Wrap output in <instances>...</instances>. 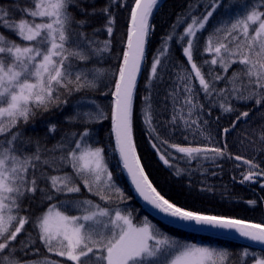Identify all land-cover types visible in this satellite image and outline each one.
I'll return each mask as SVG.
<instances>
[{
  "label": "snow or ice",
  "instance_id": "snow-or-ice-1",
  "mask_svg": "<svg viewBox=\"0 0 264 264\" xmlns=\"http://www.w3.org/2000/svg\"><path fill=\"white\" fill-rule=\"evenodd\" d=\"M95 3L0 4V264H229L235 255L230 249L181 240L147 216L137 222L135 210L127 207L131 197L117 183V172L126 174L135 193L168 223L196 232L235 234L261 247L260 253L250 251L252 244L244 247L240 264L249 260L264 264V222L209 214L207 208H195V197L192 204L168 197L149 178L133 138L138 83L147 70L140 118L166 168L175 176L191 178L198 171L209 173L206 162L222 172L220 161H234L235 169L247 167L239 183L264 188V167L257 158L233 154L227 142L239 124L251 127V111L264 108V0H193L162 37L147 69L146 45L154 31L151 18L162 0H105L99 8ZM121 11L129 12L127 41L119 45L122 56L117 52L114 63L99 67L113 60ZM17 13L22 18L17 20ZM97 17L101 26L92 27ZM105 32L107 38L98 39ZM170 41L179 47L180 60L174 57ZM205 54L210 59H202ZM233 65L240 68L228 75ZM166 78L171 87L165 107L157 113L153 98ZM101 86L111 95L109 138H114V147L97 139L92 126L109 117L95 98L87 96L72 104L73 113L65 117L67 124L82 131H65L51 147L38 135L25 134L24 127L38 113L66 108L70 97ZM253 101L254 109L239 112L230 126L218 131L220 117L213 121V110L218 107L222 114L232 115L238 111L236 103ZM169 103L171 119H157L169 110ZM260 119L264 121V113ZM57 130L56 124H49L45 139ZM177 134L181 142L170 143L168 138ZM245 139L237 134L232 146L243 148ZM258 139L264 145V123ZM253 151L264 149L253 147ZM180 162H195L196 168H179ZM200 183L197 195L214 190L206 181ZM185 187L186 197H191V179ZM85 191L92 198H81ZM45 203L47 209L34 215L32 206L42 209ZM259 203L264 197L246 201L251 208ZM38 245L61 259L28 260L29 255H40Z\"/></svg>",
  "mask_w": 264,
  "mask_h": 264
},
{
  "label": "trees",
  "instance_id": "trees-1",
  "mask_svg": "<svg viewBox=\"0 0 264 264\" xmlns=\"http://www.w3.org/2000/svg\"><path fill=\"white\" fill-rule=\"evenodd\" d=\"M15 0H0V4H13ZM190 2L193 0H162L161 7L158 10H154V16L151 18V22L154 25V31L147 41V62L146 69L150 68V63L153 57V54L156 52L157 48L160 46L161 39L164 37L170 30V26L176 21L177 15L183 13ZM206 2V0H203ZM105 3V0H96L95 7H102ZM19 4L21 7L26 6V0H19ZM84 7L91 8L92 5L85 4ZM202 10V9H201ZM130 12V10H129ZM129 12L121 11L117 20V30H116V38L115 43L117 47L113 51V60L107 63L100 64L99 67L107 68L109 64L114 63L115 56L117 52H120L122 56V49L119 47L121 42L126 43L127 41V24L126 20L129 18ZM77 19H80L81 16L78 12H76ZM22 18L19 13L16 14V19ZM95 23L92 27L101 26V21L97 17L95 18ZM216 23V19L214 18L209 25V31L211 30V26ZM2 30V29H0ZM89 33L92 31V28L86 29ZM180 32L183 31V28L179 29ZM208 31L203 33L201 38V51H203V40L204 37H207ZM107 38L106 32L98 36V39L104 40ZM170 46L173 49L174 57L177 60H180L181 52L177 45L173 42H169ZM202 59H210V56L207 54L204 55ZM198 63L200 60L198 59ZM187 66V65H185ZM240 68L239 65H233L230 69L228 75H231L233 71H238ZM147 78V70H145L144 74L140 77L138 83V91L137 98L135 101L136 105V116L134 119V142L137 146V154L142 158V164L145 166L146 172L149 174V178L154 182L155 186L158 187V190H161L162 193H165L168 197H171L173 200L179 199L181 203L187 199L189 204L193 203V197H195V208H207L209 214L216 215H226L230 218L234 219H247L251 223H262L264 222V203H259L255 208H251L246 204V201L256 199L259 200L260 197H264V188L260 186L258 183H248L241 184L239 180L242 179L241 173H246L247 167L241 165L239 169L234 168V161H220L222 164L223 171L219 168H215L210 162H206L204 167L209 169L208 174H202L201 172H196L191 178L187 174H182L181 176L173 175L172 170L166 168L163 162L159 159L156 151L151 147L149 143V137L145 134V128L140 118V108L142 98L145 96V84ZM107 79V78H105ZM219 87H224L223 84H220ZM170 88V80L166 78V82L160 86L159 95L154 96L153 98V107L155 112H160L164 107V98L167 94V90ZM101 93H109L107 95H101ZM87 96L90 98H95L96 102L102 105L105 108L106 113L108 114V119L104 120L102 123L93 125L92 127L98 131L97 139L103 141L104 146H107L111 143L112 147L115 146L114 138H109V133L111 132V95L109 92V88L101 86L96 91H87L81 92L69 98V105L63 109H53L49 112L43 114H37L35 118L24 127V132L27 136H39L41 141L47 145V147H51L56 143L57 140L60 139L61 135L65 131H82V128H77L70 126L65 122V117L70 116L73 113L72 104H74L77 100H80L81 97ZM238 111L235 114L228 115L222 114L217 107L212 111L211 118L213 121L219 116V129L218 131L222 132L224 127L230 126V122L236 118V115H239V112L247 111L254 109V101L250 103H236L234 105ZM168 111L164 112L163 116H157V119L160 120H170L171 119V104H168ZM264 113V108H259L251 111L249 117V124L251 127H247L245 124L241 123L238 125L236 131L232 132L227 137V142L229 144V151L233 154L243 155L246 158H253L254 156L257 158L256 162L261 164V167H264V151H260L259 153L253 151V147L258 149H264V145H261L258 139L259 134V126L264 123L260 119L261 114ZM207 118V116H205ZM56 124L58 127L57 132L54 134L47 135V126L49 124ZM213 128V136H216L217 126L215 124L212 125ZM240 134L241 138L247 136L245 139L244 147H233L232 142L234 138ZM167 138V137H166ZM170 143H179L182 140L179 134L176 137L168 138ZM216 140H219V137L216 136ZM216 141H214L215 143ZM166 147V146H162ZM246 149V150H245ZM111 151V149H109ZM174 151V150H173ZM117 163V159H111V166L115 169ZM175 163V162H174ZM179 168H196V163L193 162L191 165H187L183 162L178 164ZM218 172L219 175H211V172ZM236 177V181L232 180V177ZM189 179H191L193 185V194L191 197H186V193L188 189L185 187L189 183ZM117 183L123 188L126 195L131 197L127 201V207L129 209L135 210V219L137 222L142 220L145 216L153 223L156 224L157 227H160L163 231L168 232L170 235L177 236L181 240H185L191 243H198L201 245H211L216 247H223L232 250L235 255L232 260L229 261V264H240L239 260V252L247 247L249 244L243 243L241 241L233 240L230 238L217 236L205 232H196L188 229L179 228L175 224L168 223L151 212H149L144 205L138 200L136 195L133 192L130 182L128 181L126 174L117 172L116 174ZM201 181H206L208 185L213 187V191L209 193H205L203 195H197V191L201 187ZM81 198H92L85 191L84 197ZM55 203V201H52ZM25 205H27V201H25ZM48 204L45 203L42 209H37L34 205L32 206V212L34 215H39L40 212L47 209ZM26 214V213H22ZM75 214V213H73ZM28 231H32V226H27ZM23 239V237H21ZM39 248L40 255L39 256H31L27 257L28 260H38L43 259L45 257H49L52 259H61L57 258L52 254L47 253L46 249L42 246H37ZM250 251H254L257 253L261 252V249L253 246L250 248ZM251 263V260L248 261V264Z\"/></svg>",
  "mask_w": 264,
  "mask_h": 264
},
{
  "label": "water",
  "instance_id": "water-1",
  "mask_svg": "<svg viewBox=\"0 0 264 264\" xmlns=\"http://www.w3.org/2000/svg\"><path fill=\"white\" fill-rule=\"evenodd\" d=\"M130 181V180H129ZM133 188V187H132ZM136 194V193H135ZM137 195V194H136ZM137 197L139 198V200L145 205V207L150 211V212H152L153 214H155L156 216H158V217H160V218H162V214H160V215H158L152 208H151V206H149V205H147L145 202H143L142 200H141V198L137 195ZM163 219V218H162ZM165 220V219H164ZM167 221V220H166ZM207 233H211V234H215L214 232H207ZM215 235H217V234H215ZM219 236H224V237H228V238H232V239H235V240H239V241H242V242H245V243H248V244H252V242H250V241H247V240H245V239H242V238H239L237 235H235V234H233V235H231V236H227V235H219ZM252 245H255V244H252ZM255 246H257V247H259V248H261L259 245H255Z\"/></svg>",
  "mask_w": 264,
  "mask_h": 264
},
{
  "label": "rangeland",
  "instance_id": "rangeland-1",
  "mask_svg": "<svg viewBox=\"0 0 264 264\" xmlns=\"http://www.w3.org/2000/svg\"><path fill=\"white\" fill-rule=\"evenodd\" d=\"M187 67H189L190 68V66H187ZM191 138V137H190ZM249 264H251V263H249Z\"/></svg>",
  "mask_w": 264,
  "mask_h": 264
}]
</instances>
